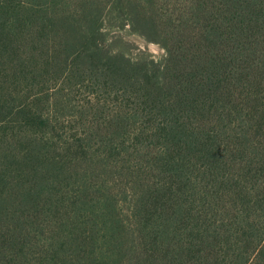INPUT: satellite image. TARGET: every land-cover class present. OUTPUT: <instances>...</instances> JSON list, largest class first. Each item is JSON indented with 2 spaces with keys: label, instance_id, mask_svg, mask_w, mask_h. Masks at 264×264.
<instances>
[{
  "label": "trees",
  "instance_id": "obj_1",
  "mask_svg": "<svg viewBox=\"0 0 264 264\" xmlns=\"http://www.w3.org/2000/svg\"><path fill=\"white\" fill-rule=\"evenodd\" d=\"M0 264H264V0H0Z\"/></svg>",
  "mask_w": 264,
  "mask_h": 264
},
{
  "label": "rangeland",
  "instance_id": "obj_2",
  "mask_svg": "<svg viewBox=\"0 0 264 264\" xmlns=\"http://www.w3.org/2000/svg\"><path fill=\"white\" fill-rule=\"evenodd\" d=\"M113 32L114 31H112L111 33ZM119 35L123 39V41L125 40L126 42H128L125 48L129 53L133 55L142 50L147 51L149 54L155 56L156 58H161L164 55L165 50L163 46H161L158 42L146 39L143 35L137 32L124 30L120 31Z\"/></svg>",
  "mask_w": 264,
  "mask_h": 264
}]
</instances>
